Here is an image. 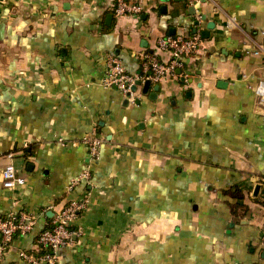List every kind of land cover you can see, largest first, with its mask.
Masks as SVG:
<instances>
[{
	"label": "crops",
	"instance_id": "crops-1",
	"mask_svg": "<svg viewBox=\"0 0 264 264\" xmlns=\"http://www.w3.org/2000/svg\"><path fill=\"white\" fill-rule=\"evenodd\" d=\"M140 1L135 19L111 0H0V218L35 221L0 264H30L20 252L39 256L37 233L83 199L59 264H264V0ZM185 32L201 41L175 76L132 99L102 85L107 56L138 75ZM8 164L23 186L2 187Z\"/></svg>",
	"mask_w": 264,
	"mask_h": 264
},
{
	"label": "built area",
	"instance_id": "built-area-1",
	"mask_svg": "<svg viewBox=\"0 0 264 264\" xmlns=\"http://www.w3.org/2000/svg\"><path fill=\"white\" fill-rule=\"evenodd\" d=\"M110 10L116 18L138 19L144 9L140 0H111ZM200 41L201 37L198 33L190 32L157 37L150 51L140 53L142 73L138 75L129 73L118 57L109 55L106 58L102 85L106 88L118 89L128 99H132L134 98L133 87L138 80L149 79L152 83H158L163 78L175 76L176 70L183 67L182 59L196 52ZM162 53H166L169 57L163 59ZM255 92L259 102H264V80L256 85ZM80 142L87 147L91 162H97L105 137L92 131L85 134ZM1 178L2 187L6 189H13L25 184V178L18 174L12 164H8L2 169ZM87 179H89V172L85 170L71 180L69 188ZM86 205L87 200L85 199L73 200L58 209L52 222L36 235V243L42 250L41 254L31 257L21 251L20 257L30 264H59L61 248L70 244L72 236L78 234L71 224L79 212L85 210ZM34 226V219L25 213L1 217L0 257L3 256L16 236L30 232ZM261 241L264 244V229Z\"/></svg>",
	"mask_w": 264,
	"mask_h": 264
},
{
	"label": "water",
	"instance_id": "water-1",
	"mask_svg": "<svg viewBox=\"0 0 264 264\" xmlns=\"http://www.w3.org/2000/svg\"><path fill=\"white\" fill-rule=\"evenodd\" d=\"M162 1H165L166 2L168 0H162ZM174 1H181V0H174ZM201 19L204 20L205 19V16L204 15H201ZM196 24H198V21L196 22ZM213 26H214V22H209L207 24V29H211V28H213ZM194 33H196V32H194ZM208 35H209V32L207 30H205L204 32H202V37L203 38H207ZM219 84H221V82ZM140 85H142V93H147V91H148V89H149V87L151 85V81L149 79L144 80V81L138 80L136 82V84L134 85L133 90L135 91L136 90V87L137 86H140ZM158 89H159V85L158 84L154 85L153 86V94L150 93L149 94L150 97H153L154 98L155 95H156V92L158 91ZM151 95H153V96H151ZM125 101H127V100H125ZM259 189H260V185L257 184L255 186V188H254V195H256L258 193V190Z\"/></svg>",
	"mask_w": 264,
	"mask_h": 264
}]
</instances>
